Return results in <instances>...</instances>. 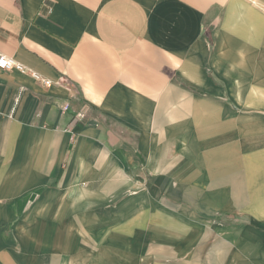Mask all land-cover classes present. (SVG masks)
<instances>
[{
  "label": "crops",
  "instance_id": "1",
  "mask_svg": "<svg viewBox=\"0 0 264 264\" xmlns=\"http://www.w3.org/2000/svg\"><path fill=\"white\" fill-rule=\"evenodd\" d=\"M0 53L25 67L0 68V264H159L175 211L264 220V0H0Z\"/></svg>",
  "mask_w": 264,
  "mask_h": 264
},
{
  "label": "rangeland",
  "instance_id": "2",
  "mask_svg": "<svg viewBox=\"0 0 264 264\" xmlns=\"http://www.w3.org/2000/svg\"><path fill=\"white\" fill-rule=\"evenodd\" d=\"M237 211L218 210L214 217L207 214L204 219V214H199L194 221L175 211L172 220L169 214L165 222L158 221L153 239L158 249L165 250L158 254L159 264H252L255 246L264 247V220ZM215 230L221 231L220 253L213 252L218 240L213 237Z\"/></svg>",
  "mask_w": 264,
  "mask_h": 264
},
{
  "label": "built area",
  "instance_id": "3",
  "mask_svg": "<svg viewBox=\"0 0 264 264\" xmlns=\"http://www.w3.org/2000/svg\"><path fill=\"white\" fill-rule=\"evenodd\" d=\"M0 68L1 69H6V70H10V69H13V68H15L17 70H24L25 69V67L22 64H20L19 62H16L15 60H13L10 57H7V56L3 55L2 53H0ZM30 74L35 80L41 82L45 86H50L51 83H52L49 79H46V78L42 77L37 72H33L32 71V72H30ZM60 107H61V109L63 111H65V110L68 109L69 106H68L67 103H64ZM82 117H84V114L82 112H78L75 115V118H82Z\"/></svg>",
  "mask_w": 264,
  "mask_h": 264
}]
</instances>
